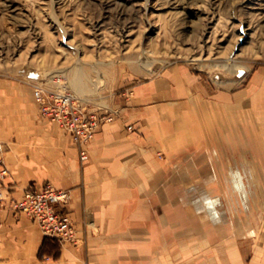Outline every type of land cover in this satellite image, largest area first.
I'll list each match as a JSON object with an SVG mask.
<instances>
[{"label":"crops","instance_id":"0c3cea01","mask_svg":"<svg viewBox=\"0 0 264 264\" xmlns=\"http://www.w3.org/2000/svg\"><path fill=\"white\" fill-rule=\"evenodd\" d=\"M34 100L0 92V264H264V64L233 86L181 63L138 81L97 109L113 118L84 162ZM46 183L71 191L78 243L12 210Z\"/></svg>","mask_w":264,"mask_h":264},{"label":"rangeland","instance_id":"374dc122","mask_svg":"<svg viewBox=\"0 0 264 264\" xmlns=\"http://www.w3.org/2000/svg\"><path fill=\"white\" fill-rule=\"evenodd\" d=\"M179 2L160 10L155 0H0V92L59 74L98 109L168 66L181 63L233 86L264 64V0ZM130 54L153 64H136ZM79 62L89 80L80 94L65 74ZM224 66L244 68L233 74Z\"/></svg>","mask_w":264,"mask_h":264},{"label":"built area","instance_id":"2783aa9c","mask_svg":"<svg viewBox=\"0 0 264 264\" xmlns=\"http://www.w3.org/2000/svg\"><path fill=\"white\" fill-rule=\"evenodd\" d=\"M31 86L41 116L58 123L66 133H70L79 150L81 162L88 160L89 144L101 125L112 120V115L101 113L93 108L87 98L70 91L59 74L52 75L49 81L36 82ZM128 129L132 130L133 126ZM5 154V145L0 143V227L1 212L9 196L5 179L10 176V171L5 165ZM71 196L69 189L46 183L39 189H26L21 199L12 201L11 208L15 215L27 216L37 223L46 237L57 238L61 243H70L78 239L74 222L64 212Z\"/></svg>","mask_w":264,"mask_h":264},{"label":"bare ground","instance_id":"6f19581e","mask_svg":"<svg viewBox=\"0 0 264 264\" xmlns=\"http://www.w3.org/2000/svg\"><path fill=\"white\" fill-rule=\"evenodd\" d=\"M109 2H112L114 0H108ZM149 1V0H144V3L147 4L146 2ZM156 2L160 3L159 5L161 6V8H159L160 10H164V9H177L178 5H179V0H155ZM260 7V6H259ZM146 10V13H147V9ZM153 10V9H152ZM145 13V14H146ZM192 13V12H191ZM184 26V25H183ZM119 31V30H117ZM125 32L128 33L127 37H130L133 33H132V30L131 29H125ZM125 32H122L121 34L124 36L125 35ZM120 34V33H119ZM126 37V36H125ZM245 36H240L239 39H243ZM129 39V38H128ZM238 39V40H239ZM45 41V40H44ZM132 41V40H131ZM122 46V45H121ZM124 49L126 48H129V45H124L123 46ZM131 47V46H130ZM129 59H131V61H133L134 63H139L140 65H144V66H151V64H153V62L151 61H147V59L142 56H139V55H133V54H130L129 55ZM129 62V61H128ZM84 65L83 63H80L78 65H76L75 67H71L67 70V73H65L66 71L64 70V73L67 75L68 74V77H69V84L75 88V90L80 94V93H83V91L86 89L87 87V81H89L86 77V71L83 69ZM93 69H97V65L94 64V66H92ZM224 68H226L230 73H233V74H237L239 72V70L241 68H244V67H229V66H224ZM223 68V69H224ZM71 78V79H70ZM93 81V80H92ZM75 91V92H76Z\"/></svg>","mask_w":264,"mask_h":264},{"label":"trees","instance_id":"16d2710c","mask_svg":"<svg viewBox=\"0 0 264 264\" xmlns=\"http://www.w3.org/2000/svg\"><path fill=\"white\" fill-rule=\"evenodd\" d=\"M57 245H55V247H56Z\"/></svg>","mask_w":264,"mask_h":264}]
</instances>
